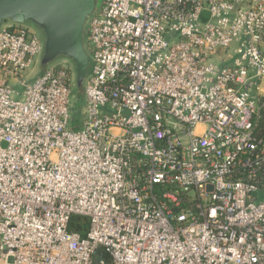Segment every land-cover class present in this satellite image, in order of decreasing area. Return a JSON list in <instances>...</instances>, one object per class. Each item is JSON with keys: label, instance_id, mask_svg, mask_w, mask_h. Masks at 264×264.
I'll list each match as a JSON object with an SVG mask.
<instances>
[{"label": "built area", "instance_id": "2783aa9c", "mask_svg": "<svg viewBox=\"0 0 264 264\" xmlns=\"http://www.w3.org/2000/svg\"><path fill=\"white\" fill-rule=\"evenodd\" d=\"M43 46L0 26V264H264V0H103L77 117Z\"/></svg>", "mask_w": 264, "mask_h": 264}, {"label": "water", "instance_id": "95a60500", "mask_svg": "<svg viewBox=\"0 0 264 264\" xmlns=\"http://www.w3.org/2000/svg\"><path fill=\"white\" fill-rule=\"evenodd\" d=\"M97 9V0H0V25L13 21L39 27L45 44L43 68L37 77L44 74L50 62L63 56L74 62L76 83L82 90L92 68L85 39L90 17Z\"/></svg>", "mask_w": 264, "mask_h": 264}, {"label": "rangeland", "instance_id": "374dc122", "mask_svg": "<svg viewBox=\"0 0 264 264\" xmlns=\"http://www.w3.org/2000/svg\"><path fill=\"white\" fill-rule=\"evenodd\" d=\"M102 2H103V0H97V7H100ZM25 24L28 25L31 28V30L34 31L40 37V39L43 41V44H45V36H44L43 31L39 27L32 24L31 22H26ZM0 26H3V24ZM86 40L87 39H85V44L87 47ZM235 48H236V45H233V46H231V48L229 50H227V52L228 53L229 52L234 53ZM87 51H88V49H87ZM41 60H42V56L39 57L38 63L36 65H33L30 68L31 74H33V75L35 74L34 78L37 77L38 73L41 72V70L43 68V66L41 64ZM64 60L66 61V63H68L74 69V62L72 60L66 58V57H63V56L57 57L55 60L50 62L48 64V66L53 65V64L62 63ZM33 79H31V80H33ZM85 83H86V81L84 80V82L82 83V90H80V86L77 85L76 79H75V83L73 85V90H72V108H71L72 117H75V116L77 117V115L80 113V110L83 106L84 96H85ZM3 146H6V144L4 143Z\"/></svg>", "mask_w": 264, "mask_h": 264}, {"label": "trees", "instance_id": "16d2710c", "mask_svg": "<svg viewBox=\"0 0 264 264\" xmlns=\"http://www.w3.org/2000/svg\"><path fill=\"white\" fill-rule=\"evenodd\" d=\"M86 228V221L82 224V222H80L79 216L72 217L70 221V229L78 230L84 234ZM93 264H113V260L110 254L103 247H99L93 255Z\"/></svg>", "mask_w": 264, "mask_h": 264}]
</instances>
